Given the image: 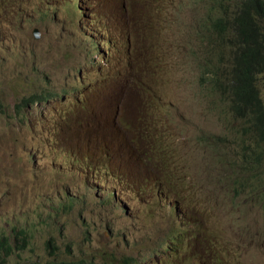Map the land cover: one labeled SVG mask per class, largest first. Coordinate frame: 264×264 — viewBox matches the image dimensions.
<instances>
[{"label":"rangeland","instance_id":"374dc122","mask_svg":"<svg viewBox=\"0 0 264 264\" xmlns=\"http://www.w3.org/2000/svg\"><path fill=\"white\" fill-rule=\"evenodd\" d=\"M144 1L0 0V235L15 240L13 226L32 235L9 264H124L126 258L131 264H264V205L253 203L264 195V168L254 172L253 191L259 189L233 200L227 179L242 157L237 132L242 141L247 136L229 111L223 117L231 116V126L223 125L220 95L212 111L207 69L213 70V58L201 57V77L197 63L199 25L209 5L189 0L195 5L188 12V0H176L168 31L167 21L158 24L159 43L169 37L162 55L153 21L164 19V5L144 18L151 24L145 37L141 25L130 24L146 9ZM140 45L135 71L132 54ZM207 47L218 55L216 38ZM132 87L141 97L140 119L135 99L129 101ZM259 88L264 98V74ZM32 95L44 100L21 111L19 103ZM164 99L169 108L164 105L162 120ZM118 123L135 128L121 132ZM146 130L153 135L148 141L141 137ZM160 130L164 140L177 138L173 148L165 143L162 151L158 143L153 151ZM200 134L213 137L205 151L196 141ZM219 135L231 143L222 153L213 147Z\"/></svg>","mask_w":264,"mask_h":264},{"label":"trees","instance_id":"16d2710c","mask_svg":"<svg viewBox=\"0 0 264 264\" xmlns=\"http://www.w3.org/2000/svg\"><path fill=\"white\" fill-rule=\"evenodd\" d=\"M203 2L209 5V9L201 18L205 37L201 40V45L196 51L200 77L201 57L206 54L213 55V51L207 47V41L212 44L216 38L219 43L218 55H213V63H215L213 79L207 82L209 86H213L207 91L214 100L212 111L215 108L219 109L220 95L221 102L225 105V109H219L221 111L219 118L223 121V125L228 128L231 126L229 125L231 116L223 117V113L229 111L237 122L242 123L243 131L247 136L242 144V157L238 156L233 162L236 173L229 177L231 182L228 181L231 191L234 193L235 199L233 200L237 201V195L241 191L248 189L252 195L259 189V185H256V190L253 191L255 189L253 187L254 158L249 156V139H255L256 145L264 143V98L259 88L260 76L264 74V0H203ZM194 5L195 3L191 5L192 10H194ZM227 57L228 60H226ZM161 66L163 67L162 63ZM33 102H36L34 96ZM147 103H151L148 107V111L151 112L153 102L149 98ZM164 103L160 106L161 110H163ZM175 110L177 107L173 104L171 111ZM224 137L219 135V143L217 141L213 143V147H217L220 153L223 152ZM202 138L203 143L201 142ZM196 141L199 147L205 151L206 135H198ZM253 150L261 156L259 169H263L264 147L262 146L261 150L255 148ZM219 161L220 163L224 162L223 159H219ZM245 173L248 174V177ZM255 176L256 184H260L261 179L257 174ZM259 197L261 199L253 203L264 205V195L255 198ZM30 226L27 225L25 229L31 230ZM13 233L17 235L15 240L10 236L0 235V264H9V260L16 252L24 251L31 244L32 235L25 236L22 227L13 226ZM18 236L23 238L20 239ZM48 242L47 249L50 250L52 248L50 243H53V240ZM49 255L53 256V252H49ZM69 264H81V262ZM124 264H131L128 258L125 259Z\"/></svg>","mask_w":264,"mask_h":264},{"label":"bare ground","instance_id":"6f19581e","mask_svg":"<svg viewBox=\"0 0 264 264\" xmlns=\"http://www.w3.org/2000/svg\"><path fill=\"white\" fill-rule=\"evenodd\" d=\"M147 1H149V5H151V7H149V5H147V13H151V9H153V5H152L151 2H153V0H147ZM17 3L20 4L19 0H17ZM160 3H161L160 8H162L164 0H160ZM174 4H176V0H171V6H173ZM174 14H175V10L172 8V10H171V19H175ZM164 19H165V16H164ZM171 19H165V21H167V23H165V28L167 29V31L169 29V24L171 22ZM158 24H159L158 21H153V43H159V39H157V37H159V31H157V29H159ZM141 27H143V31H145V33H143V31H142L141 37H145V35H147V20H145V23H143V20H141ZM199 30H200L199 33H201V35H199V33H198L197 39L201 41L205 37V33L203 31L202 25H199ZM34 34H35V29H34ZM36 36L39 37V30L38 29H37V35ZM153 43H149V47H147L148 48L147 51L149 53V63L147 64V67H150V65H151V52L153 50ZM165 43H169V37L165 40ZM165 43H163V44L159 43V51H160V53L162 55H163ZM97 48H98V45H97ZM135 53H137V57H135V67H140L141 45L139 46V49H137V47H135ZM98 64H99V62H98ZM147 67H143V69L141 70L142 71L141 97H143V95L145 93V90H146V73H145V71H146ZM163 71H164V69L161 66V69L159 70V73H163ZM159 73H155V75H154V77H157V79H154L153 88H157V85L159 86V81H158ZM129 74H131V73H129ZM208 87H213V86H209L208 85ZM132 89H133V87L131 88V93L133 91ZM34 97H39V96L38 95H34ZM141 97H137V99H135L136 111L138 113L136 115V119H140L139 103H140V100H141L140 98ZM42 100H44V99L42 97H39V102H42ZM28 102H33V97L27 99V103ZM164 102H165V99H164ZM125 107H127V109H125V110L128 113L129 112V101L126 103ZM175 111H177V110H175ZM175 111H171V117H175V119H176ZM161 114H160L161 115L160 118L163 120V110H161ZM175 119H173V120H175ZM146 124H143L142 126L146 127ZM118 125H119V123H118ZM119 128H120L121 132H123V125H119ZM134 128L135 127H133V125L131 123H129V130L132 131ZM129 135H130L129 137L133 138L131 133ZM143 139L145 140V136L143 137ZM165 143L172 144V146H170V147L173 148L174 147L173 145L177 144V138L174 139L173 143H171L169 138H166L165 139ZM142 144H143L142 145L143 148L145 149V142L143 141ZM166 148H168V147L165 146V149ZM157 150H158V141H157V135H156V132H155L154 133V147H153V151H157ZM159 154H162V158L161 159L163 161H169V160H167L165 158L166 156L164 155V153H159ZM169 162H171V161H169ZM171 163H173L174 165L176 164V162L174 160H172ZM135 168H136V172L140 171L139 163H135Z\"/></svg>","mask_w":264,"mask_h":264},{"label":"clouds","instance_id":"9594fccd","mask_svg":"<svg viewBox=\"0 0 264 264\" xmlns=\"http://www.w3.org/2000/svg\"><path fill=\"white\" fill-rule=\"evenodd\" d=\"M158 3H160V0H153V9H151V13L153 12V11H158ZM194 2H191V1H187V7H188V12H190V11H193L192 9H191V5L193 4ZM147 5H149V1H147V0H145L144 1V6L146 7V9L144 10V11H142V13L135 19V20H133V19H131L130 18V24H138V25H141V20H143V23H145V20H144V18L145 17H147L150 13H147ZM163 5H164V12H165V19H171V10H172V6H171V0H164V3H163ZM183 6H184V3H183ZM149 7H151V5H149ZM204 7V6H203ZM206 9V8H205ZM176 15V14H175ZM165 19H159V23L161 22V21H163V20H165ZM147 26H151V24H150V22H148L147 21ZM207 44H209V45H211L208 41H207ZM213 51V55L215 54V52H214V49L212 50ZM152 53H153V51H152ZM213 55H208V56H206L207 58H208V60L210 61V62H212V58H213ZM132 56H133V61H134V68H135V71L137 70V68L138 67H135V55L134 54H132ZM229 58L227 57L226 58V60H228ZM207 71L209 72V73H211L212 74V77L210 78V79H213V70L212 69H207ZM209 79V80H210ZM133 91H132V93L128 96L129 97V101L132 99V100H134V99H137V97H138V91H136L135 89H132ZM152 90H148V92H151ZM213 91H214V89H213ZM34 95H32L31 97H33ZM160 97H162L161 95H160ZM36 98V102H33V105H35V104H37V102H38V98L37 97H35ZM24 101H26V102H24ZM123 103V102H122ZM27 105V98H23L22 99V101L19 103V106H21V111H23L24 109H25V106ZM164 105H166V107H167V110H168V108H169V105H168V103H167V101L165 100V103H164ZM18 114H19V108H17V111H16ZM233 117V116H232ZM234 119V118H233ZM235 120V119H234ZM236 122H237V120H235ZM127 130H129V126H127V127H125L124 129H123V131L126 133V131ZM237 136H238V141H239V144L240 145H242L243 144V141H242V139L240 140V138H239V135H238V132H237ZM141 137L143 138V136H142V133H141ZM150 138H153V135H152V132L151 131H149V130H146V132H145V141H148ZM157 139H158V143H160V145H161V147H162V151H165V140H164V137L162 136V131L160 130V132L157 134ZM213 140V137L212 138H207V144H206V147H209L208 145H209V141L210 140ZM219 141H220V139H219ZM251 142V141H250ZM215 143V142H214ZM223 143L224 144H228V145H231V143L229 142V141H227L226 139H223ZM145 145H148L147 143H145ZM239 145V146H240ZM261 145L264 147V143H262L261 142ZM261 145H258L257 146V148H255V146H254V144H253V142H251V143H249V151H250V153H249V156H251V154L253 153V152H256L257 153V156L256 157H254V162H253V174H254V172L259 168V166H260V164H261V156H259V154H258V152L257 151H255V150H253L254 148L255 149H257V150H261ZM150 146V145H149ZM168 147V146H167ZM56 148L57 147H55L54 149L56 150ZM239 151H241V149H239ZM167 159H169V155H167ZM166 165H167V163H166ZM165 165V167H167ZM153 168L156 170V169H158L159 168V162H156L155 161V163H154V166H153ZM163 168V167H162ZM230 182V180H228L227 179V182ZM235 191H237V189H235ZM242 193H244V194H246L247 195V197L248 198H250V196H251V194H250V192H249V190L247 189V190H243V191H241ZM244 206L243 204H237V208H238V206ZM240 214L242 213V210H240L239 209V211H238Z\"/></svg>","mask_w":264,"mask_h":264},{"label":"water","instance_id":"95a60500","mask_svg":"<svg viewBox=\"0 0 264 264\" xmlns=\"http://www.w3.org/2000/svg\"><path fill=\"white\" fill-rule=\"evenodd\" d=\"M35 35H37V31L35 30Z\"/></svg>","mask_w":264,"mask_h":264}]
</instances>
